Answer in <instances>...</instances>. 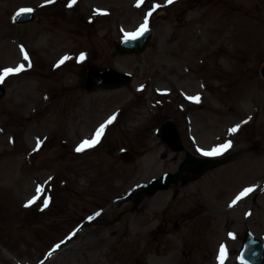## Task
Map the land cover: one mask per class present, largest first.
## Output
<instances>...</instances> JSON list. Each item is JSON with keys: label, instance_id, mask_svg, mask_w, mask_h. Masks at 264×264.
<instances>
[{"label": "rangeland", "instance_id": "374dc122", "mask_svg": "<svg viewBox=\"0 0 264 264\" xmlns=\"http://www.w3.org/2000/svg\"><path fill=\"white\" fill-rule=\"evenodd\" d=\"M145 20L146 49L116 52ZM85 63L133 80L86 92ZM20 65L0 98V264H221L222 246L245 264V229L264 240V0H0V74ZM166 119L192 154L232 151L147 195L183 159L155 135Z\"/></svg>", "mask_w": 264, "mask_h": 264}, {"label": "water", "instance_id": "95a60500", "mask_svg": "<svg viewBox=\"0 0 264 264\" xmlns=\"http://www.w3.org/2000/svg\"><path fill=\"white\" fill-rule=\"evenodd\" d=\"M33 13L25 12L17 17V20L20 22H25L33 19ZM151 32L148 30L146 33L137 36L132 39L123 40L117 45V50L119 51H142L149 38ZM130 80V75L117 71L114 68L110 67H94L91 65H86L84 68V74L82 78V85L85 89H93L97 87H114L123 85ZM4 88L0 86V97L4 93ZM174 131V139H176L175 145H170L172 149H180L179 136L175 126L170 122L166 121L159 135L166 141H168V136H164V129L169 131L171 128ZM161 131H163L161 133ZM170 143V142H169ZM124 157L129 159L131 155L124 151ZM213 160L210 158H199L194 157L191 154L187 153L186 159L183 163L180 164L178 170L175 173H166L158 179H153L152 181L142 185L143 192L146 194H152L157 189H167L171 183L177 181L178 176L182 172H193V177L203 173L211 164ZM241 258L248 262L249 264H264V242L255 238L254 235L246 230V234L243 240V248L240 254Z\"/></svg>", "mask_w": 264, "mask_h": 264}, {"label": "snow or ice", "instance_id": "6c2138e0", "mask_svg": "<svg viewBox=\"0 0 264 264\" xmlns=\"http://www.w3.org/2000/svg\"><path fill=\"white\" fill-rule=\"evenodd\" d=\"M49 2H51V0H49ZM74 2H75V0H73V3H74ZM167 2H168V3H172L173 0H167ZM138 6H139V5H138ZM155 7H159V5L154 6V8H155ZM153 10H154V9H153ZM30 11H31V9H22V10H20V12L17 13V15H21V14H23V13H25V12H30ZM148 15H151V12H149ZM144 31H147V20H145L144 25H142L140 32L137 33V34H143ZM131 38H135V37L132 36ZM83 58H84V57H83V55H82V56L80 57V59H83ZM25 59H27V56H25ZM61 62H63V61H61ZM22 70H23V65H20L19 67L15 68V69H6V70H4L3 74H0V82H2L3 79H4V77L7 76L8 74H11V73H13V72H19V71H22ZM194 99H196V100L198 101L199 98L197 97V98H194ZM113 119H114V117H113ZM108 123H111V119L108 121ZM103 127H104V126H101V128L97 131V133H96V135H95V137H94L93 140H91V141L85 140V141H84L79 147H77L76 151H77V152L83 151L85 147H92V146H94L96 143H98V142H99L100 135H101L102 132H103ZM237 128H238V126H237ZM237 128H233V129H231L230 131H231V132H235V131H237ZM230 146H231L230 143H226V144L220 146L219 148L213 149V150L210 151V152H205L204 155H218V154H220L221 151L227 150V148H229ZM37 147H39V142L37 143ZM37 191L39 192L40 189H37ZM251 191H252L251 188L244 189L243 192H241L240 195L237 196L236 199L239 200L240 198H242L243 196H246V195H247L248 193H250ZM34 202H35V199H34L33 201H30L29 204L34 203ZM235 202H236V201L234 200L233 203H235ZM47 204H48V201L45 200V201H44V206L47 207ZM27 206H28V205H26V207H27ZM97 215H99V213H97ZM89 219H92V218L90 217ZM57 247H59V245H57ZM50 254H51V253H49V255H50ZM224 256H225V249H224L223 246H222V247H221V264H223V258H224Z\"/></svg>", "mask_w": 264, "mask_h": 264}, {"label": "bare ground", "instance_id": "6f19581e", "mask_svg": "<svg viewBox=\"0 0 264 264\" xmlns=\"http://www.w3.org/2000/svg\"><path fill=\"white\" fill-rule=\"evenodd\" d=\"M212 107H213V108H216L215 105H213ZM224 151H225V150H224ZM230 151H232V149L228 148V150L225 151V152L222 154V156L216 157L215 159L218 160L220 157H225L226 154L229 153ZM215 159H214V160H215ZM100 212H101V213H100ZM100 212H99V215H102V216H103V214H105V213L107 212V210L105 211V208H103ZM108 212H109V211H108ZM95 217H96V216H94L93 218H95ZM99 217H100V216H99ZM93 218H92V219H93ZM92 219H91V220H92ZM179 219L181 220V224H178V226L175 227L174 229H176V228H180V227H183V226H184L185 220H184L183 218H179ZM93 220H94V219H93ZM171 221L173 222L174 219L172 218ZM164 225H165V227H166V224H165V223H164Z\"/></svg>", "mask_w": 264, "mask_h": 264}]
</instances>
